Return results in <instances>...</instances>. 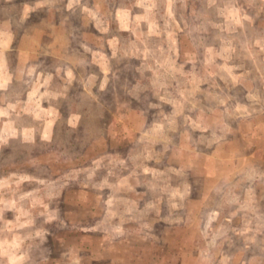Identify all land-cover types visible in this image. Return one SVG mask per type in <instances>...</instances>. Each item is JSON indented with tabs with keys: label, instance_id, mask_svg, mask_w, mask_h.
Returning <instances> with one entry per match:
<instances>
[{
	"label": "rangeland",
	"instance_id": "rangeland-1",
	"mask_svg": "<svg viewBox=\"0 0 264 264\" xmlns=\"http://www.w3.org/2000/svg\"><path fill=\"white\" fill-rule=\"evenodd\" d=\"M0 264H264V0H0Z\"/></svg>",
	"mask_w": 264,
	"mask_h": 264
},
{
	"label": "crops",
	"instance_id": "crops-1",
	"mask_svg": "<svg viewBox=\"0 0 264 264\" xmlns=\"http://www.w3.org/2000/svg\"><path fill=\"white\" fill-rule=\"evenodd\" d=\"M36 51H37V47H33V52L29 53V54H31L29 56V59H31V60L35 59L34 55L37 54ZM29 75L30 74L28 73V70H27V67H26L25 76L23 78V82L28 80ZM18 83H20V81L18 79H15V84H18ZM34 104H36V103H34ZM26 108H28V106ZM26 108L21 109L19 107V103L16 100H15V103L13 104V106H11V111H12L11 113L13 114L12 115L13 116L12 119H14L13 122L11 121L13 123V126H12L13 127L12 128L13 133L14 132L15 133L16 132L20 133V137H21L22 141L24 143H27L29 146L30 145L33 146V144H36L37 141H39V140L41 141L42 138L46 139V141H49V139H47V134H46L47 133V129L46 130L43 129L42 132L38 135L36 123L40 119V118H38V115H37L39 112L37 110H35V108H34L33 111L32 110H28ZM46 113H47V117L49 116L50 118L54 117V115H55V114L53 115V112H46ZM21 117L30 118L31 121H33L35 123V125H33L32 127L25 126V125H20L19 119ZM67 117L69 118V120H68L69 122H68V125H67L68 128L76 129V128H78L80 126L81 117L76 112H70L67 115ZM50 118H49V121L51 120ZM55 118H56V120H53V119H52L53 121L51 120V123L53 122L52 128H51V130L53 131V134L55 132V129L57 131V121L58 120H57L56 116H55ZM25 134H27V137H28L27 139L25 138ZM15 139H17V137H15Z\"/></svg>",
	"mask_w": 264,
	"mask_h": 264
}]
</instances>
